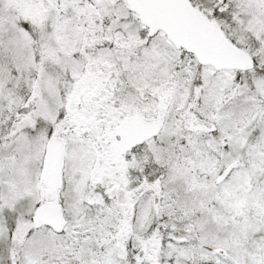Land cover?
I'll list each match as a JSON object with an SVG mask.
<instances>
[{
    "label": "snow or ice",
    "instance_id": "6c2138e0",
    "mask_svg": "<svg viewBox=\"0 0 264 264\" xmlns=\"http://www.w3.org/2000/svg\"><path fill=\"white\" fill-rule=\"evenodd\" d=\"M0 264H264V0H0Z\"/></svg>",
    "mask_w": 264,
    "mask_h": 264
}]
</instances>
